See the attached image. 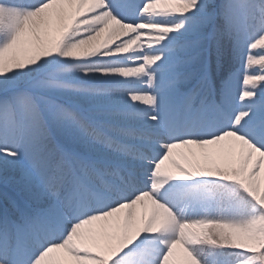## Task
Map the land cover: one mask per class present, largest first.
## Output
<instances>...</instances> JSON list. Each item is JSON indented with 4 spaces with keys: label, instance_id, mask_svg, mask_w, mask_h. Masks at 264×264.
<instances>
[{
    "label": "snow or ice",
    "instance_id": "obj_1",
    "mask_svg": "<svg viewBox=\"0 0 264 264\" xmlns=\"http://www.w3.org/2000/svg\"><path fill=\"white\" fill-rule=\"evenodd\" d=\"M0 264H264V0H0Z\"/></svg>",
    "mask_w": 264,
    "mask_h": 264
},
{
    "label": "rangeland",
    "instance_id": "obj_2",
    "mask_svg": "<svg viewBox=\"0 0 264 264\" xmlns=\"http://www.w3.org/2000/svg\"><path fill=\"white\" fill-rule=\"evenodd\" d=\"M240 87H241V82L237 81V83L235 84L236 90L239 91Z\"/></svg>",
    "mask_w": 264,
    "mask_h": 264
}]
</instances>
